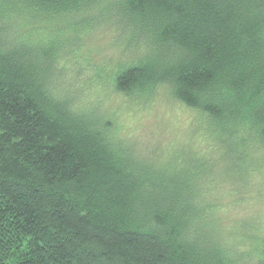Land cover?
<instances>
[{
  "label": "trees",
  "instance_id": "16d2710c",
  "mask_svg": "<svg viewBox=\"0 0 264 264\" xmlns=\"http://www.w3.org/2000/svg\"><path fill=\"white\" fill-rule=\"evenodd\" d=\"M96 19L134 54L94 68V87L167 85L224 144L221 173L264 161V0H0V264H264L262 230L224 226L201 192V156L142 160L84 84L56 81L61 45Z\"/></svg>",
  "mask_w": 264,
  "mask_h": 264
},
{
  "label": "rangeland",
  "instance_id": "374dc122",
  "mask_svg": "<svg viewBox=\"0 0 264 264\" xmlns=\"http://www.w3.org/2000/svg\"><path fill=\"white\" fill-rule=\"evenodd\" d=\"M15 21L7 23L10 36L25 29L15 27ZM65 36L71 37L68 32ZM126 38L115 20L96 19L92 31L61 45L60 58L55 62L61 77L55 75L56 81L62 86L70 84L69 87L71 82L84 84L80 94L85 102L96 107L108 124L109 134L140 154L142 160L150 161L151 156L160 161L178 155L201 156L207 167L199 184L203 194H210L207 202L218 208L216 216L224 226L233 228L244 222L245 228L254 225L264 235V161L244 179L240 177V181L221 173L227 165L221 147L224 144L214 135L206 116L176 101L167 85L151 90L148 95L127 96L114 91L106 82L100 84L103 89L91 84L98 65L115 68L121 62L133 60L134 53L130 50L125 53L119 46ZM81 60L86 69L77 76L74 67Z\"/></svg>",
  "mask_w": 264,
  "mask_h": 264
}]
</instances>
